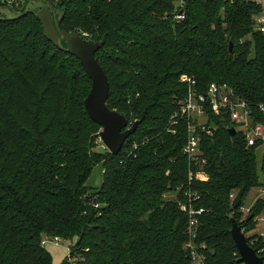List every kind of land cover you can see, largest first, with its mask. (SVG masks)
<instances>
[{
  "label": "trees",
  "instance_id": "trees-1",
  "mask_svg": "<svg viewBox=\"0 0 264 264\" xmlns=\"http://www.w3.org/2000/svg\"><path fill=\"white\" fill-rule=\"evenodd\" d=\"M48 1L61 30L100 41L106 104L128 127L138 125L118 153L97 151L101 127L84 107L91 81L80 61L45 37L35 5L0 1V264H53L45 237H75L72 261L59 264H191L186 203L203 208L195 243L207 264H239L229 219L247 230L256 225L264 200L243 221L239 207L250 189L264 188V144L248 145L239 131L228 132L227 114L208 112L211 132L200 133L207 179H189L200 165L181 152L186 124L175 133L166 126L188 93L182 75L196 94L226 83L264 124L257 109L264 35L253 30L254 0H185L179 22L175 0ZM98 162L101 185L86 186ZM240 188L233 209L230 194ZM250 238L264 260V237Z\"/></svg>",
  "mask_w": 264,
  "mask_h": 264
},
{
  "label": "built area",
  "instance_id": "built-area-1",
  "mask_svg": "<svg viewBox=\"0 0 264 264\" xmlns=\"http://www.w3.org/2000/svg\"><path fill=\"white\" fill-rule=\"evenodd\" d=\"M2 2L11 3V0H0ZM223 2L233 3L235 0H222ZM258 6V10L253 14V30L264 35V0H254ZM175 9L173 20L179 22L185 18V0H175ZM181 82L188 84L187 95L177 101V110L170 116L166 130L172 133L177 131V126L181 122L186 124V141L183 145L181 152L187 157L188 164H198L197 171L189 170V179L206 180L207 174L202 170V165L205 159L201 157L202 151L200 147V133H210V128L206 125L207 114L213 113L214 115L227 114L233 123L236 132L239 131L248 145H263L264 144V124L256 120V116L252 106L243 99L236 98L232 89L226 83L212 82L208 85L205 93H198L194 91V80L186 75L180 77ZM257 109L264 113V104H258ZM97 142L99 137L97 138ZM135 147V145H134ZM189 196L190 194H186ZM236 193L230 194V200L235 197ZM260 195L264 196V188H260ZM190 200V199H189ZM181 209L187 214L186 236L187 241L185 247L188 252V257L191 264H207L205 256L202 253L201 247L195 243L196 228L198 226V215L203 212V208H194L191 203L180 204ZM241 213L240 221H243L250 211V207H239ZM249 245L253 243L250 238L254 233L249 231L243 226L241 227ZM259 236L264 237V232L259 233ZM248 238L250 240L248 241ZM61 239L53 237L51 239L44 238L41 241L45 245L47 241L58 243ZM257 253V252H256ZM258 254V253H257ZM237 253V257H238ZM71 262L72 258L68 256ZM239 264H246L239 262Z\"/></svg>",
  "mask_w": 264,
  "mask_h": 264
},
{
  "label": "water",
  "instance_id": "water-1",
  "mask_svg": "<svg viewBox=\"0 0 264 264\" xmlns=\"http://www.w3.org/2000/svg\"><path fill=\"white\" fill-rule=\"evenodd\" d=\"M32 9H37L36 15L42 25L45 37L59 49L75 56L80 61L91 81L90 89L84 99L85 110L89 117L101 127L97 135L101 143L110 153H118L124 141L135 131L138 121H133L128 127L127 118L106 104L109 83L104 70L95 57L96 51L101 46L100 41L85 38L78 32L61 30L51 1L44 5H36ZM61 39L66 42V46H62ZM231 46L232 43L230 42L229 49ZM228 132L235 134L236 129L229 127ZM243 192L244 188H240L232 199L231 207L233 209L239 206ZM250 218L251 215L248 219ZM229 221L231 224L230 234L239 255L236 262L264 264L263 258L247 242L236 219L230 217Z\"/></svg>",
  "mask_w": 264,
  "mask_h": 264
},
{
  "label": "rangeland",
  "instance_id": "rangeland-1",
  "mask_svg": "<svg viewBox=\"0 0 264 264\" xmlns=\"http://www.w3.org/2000/svg\"><path fill=\"white\" fill-rule=\"evenodd\" d=\"M26 1L27 2L25 7L45 4V0H26ZM96 150L101 153H105L106 151H108L103 145V143L100 142L97 145ZM102 169H103L102 162L96 163L92 167V170L90 171L88 177L86 178L85 185L94 188L99 187L101 185L103 178ZM257 193L258 190L256 188L250 189L242 199V206L245 208L252 207V205L256 200ZM261 198L264 200V196H261ZM248 231L249 233H256L258 235L259 233L264 232V206L262 208L261 213L256 216L255 227L253 229H249ZM75 240L76 239L74 237L71 239H61L57 244L52 241H47L45 243L44 247L51 254L53 264L61 263L65 258H67L70 255V251L75 245Z\"/></svg>",
  "mask_w": 264,
  "mask_h": 264
},
{
  "label": "crops",
  "instance_id": "crops-1",
  "mask_svg": "<svg viewBox=\"0 0 264 264\" xmlns=\"http://www.w3.org/2000/svg\"><path fill=\"white\" fill-rule=\"evenodd\" d=\"M102 173H103V169H102ZM256 189L258 190V193L256 195V199H257L258 197H261V195H259L260 194V189L259 188H256Z\"/></svg>",
  "mask_w": 264,
  "mask_h": 264
}]
</instances>
